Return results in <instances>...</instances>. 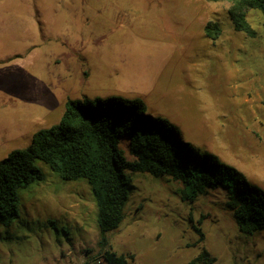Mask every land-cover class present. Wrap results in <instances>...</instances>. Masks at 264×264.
Segmentation results:
<instances>
[{
  "label": "rangeland",
  "instance_id": "1",
  "mask_svg": "<svg viewBox=\"0 0 264 264\" xmlns=\"http://www.w3.org/2000/svg\"><path fill=\"white\" fill-rule=\"evenodd\" d=\"M231 5L0 0V160L56 123L67 99L121 96L264 187V16L247 10L249 36L234 29ZM209 21L221 29L216 39ZM36 164L44 179L20 189L19 216L0 223V264H107L106 250L127 264H189L204 248L213 264H264V228L241 232L220 187L191 201L181 181L128 171L125 217L103 242L89 183Z\"/></svg>",
  "mask_w": 264,
  "mask_h": 264
},
{
  "label": "trees",
  "instance_id": "2",
  "mask_svg": "<svg viewBox=\"0 0 264 264\" xmlns=\"http://www.w3.org/2000/svg\"><path fill=\"white\" fill-rule=\"evenodd\" d=\"M230 1L228 13L234 29L254 36L256 32L247 18V10L259 9L264 16V0ZM205 32L216 39L221 29L217 22L209 21ZM37 159L49 164L63 180L84 179L89 183L103 242L107 241L106 232L117 229L125 217L132 185L128 171L167 175L181 181L183 197L191 201L210 188L220 187L227 195L226 204L232 209L241 232L254 234L264 228V187L217 154L202 151L185 140L167 118L147 113L139 98H69L56 123L36 130L27 147L13 149L2 158L1 224L10 226L19 216L20 189L44 179ZM196 229L202 239L201 228ZM104 258L107 264L129 261L126 254L110 250L104 252ZM214 261L210 251L204 248L189 264Z\"/></svg>",
  "mask_w": 264,
  "mask_h": 264
}]
</instances>
